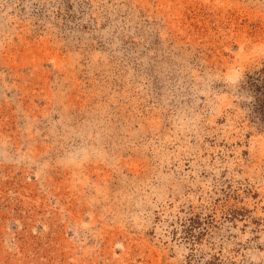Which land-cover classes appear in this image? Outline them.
Here are the masks:
<instances>
[{
    "label": "rangeland",
    "instance_id": "rangeland-1",
    "mask_svg": "<svg viewBox=\"0 0 264 264\" xmlns=\"http://www.w3.org/2000/svg\"><path fill=\"white\" fill-rule=\"evenodd\" d=\"M262 72L264 0H0V264H264Z\"/></svg>",
    "mask_w": 264,
    "mask_h": 264
},
{
    "label": "trees",
    "instance_id": "trees-1",
    "mask_svg": "<svg viewBox=\"0 0 264 264\" xmlns=\"http://www.w3.org/2000/svg\"><path fill=\"white\" fill-rule=\"evenodd\" d=\"M253 85L255 86V88L257 89V90H261V88L263 89L261 92H260V94H262V92L264 93V72H262V76H261V81H260V83H254L253 82ZM264 95V94H263ZM263 103V102H262ZM260 105H262V104H260ZM259 105V106H260Z\"/></svg>",
    "mask_w": 264,
    "mask_h": 264
}]
</instances>
